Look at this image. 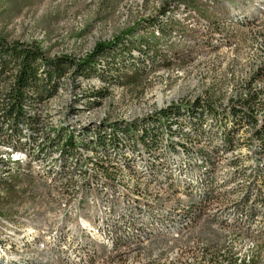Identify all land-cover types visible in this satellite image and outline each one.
<instances>
[{
    "label": "rangeland",
    "instance_id": "rangeland-1",
    "mask_svg": "<svg viewBox=\"0 0 264 264\" xmlns=\"http://www.w3.org/2000/svg\"><path fill=\"white\" fill-rule=\"evenodd\" d=\"M168 2L173 8L167 15L177 24L155 33L148 55L116 57L111 51L88 78L64 80L57 94L33 111L45 128L62 117L80 128L132 122L170 104L198 100L224 110L249 89L261 96L264 108V72L258 73L264 61V0H0V38L38 45L50 58L64 54L80 59L96 42L110 41L127 29L126 41L151 37L153 21L166 12ZM128 49L138 54L136 48ZM133 65L139 70L134 72ZM91 88L103 96L86 110L80 101ZM70 105L75 114H68ZM0 155L9 156L1 141ZM226 155L238 156L241 166L252 164L246 160L253 155L249 146ZM228 158L217 159L212 176L221 185L191 225L124 248L129 256L117 260L114 255V264H238L247 258L246 264H264V231L243 226L245 220L235 221L228 212L238 197L236 181L222 185L233 171ZM18 164L25 172L0 186V264H63L46 260L51 235L92 220L108 204L143 199L181 208L191 202L189 196L122 168L110 177L100 174L97 182L92 172L86 179L75 175L52 181L28 156ZM200 171L190 173V180L195 182ZM109 260L103 264H113Z\"/></svg>",
    "mask_w": 264,
    "mask_h": 264
},
{
    "label": "trees",
    "instance_id": "trees-1",
    "mask_svg": "<svg viewBox=\"0 0 264 264\" xmlns=\"http://www.w3.org/2000/svg\"><path fill=\"white\" fill-rule=\"evenodd\" d=\"M171 4L168 2L166 12L155 17L156 29L151 31V37L144 41H126L127 35L131 34L127 29L110 41L96 42L93 49L80 59L64 54L50 58L38 45L18 41L9 43L0 38L2 144L13 152L26 153L32 163H39L48 180L58 181L75 175L86 179L88 172H92L96 173L92 181L97 182L95 178L101 179L100 174L110 177L112 172L122 168L169 192L190 197L187 208L176 216L164 207L152 205L148 206V219L141 224L137 223L138 216L129 213L126 216L129 219H123V223L118 220L120 224L108 226L110 232L107 230L104 235L108 239L113 237L114 248L125 245L127 234L136 235L134 226L140 230L154 225L164 226L175 220L192 224L200 215L201 205L212 201L213 191L221 185L216 184L212 176L217 159L222 155L228 158L227 153L242 146H249L253 151V155L246 156L252 164L248 162L241 166L243 162L238 156L228 158L233 171L222 185L236 181L238 188V197L228 212L235 221L245 220L243 226L253 225L264 231V108L261 96L252 89L224 110L198 100L193 104H170L141 120L94 127L80 128L62 117L50 128H45L33 112L57 94L64 80H74L76 76L88 78L94 74L105 53L108 55L114 51L116 57L127 53L130 58H145L149 43L156 39L155 33H163L167 27L177 24L173 15H167L173 8L169 6ZM127 46L136 48L138 54L132 55ZM132 70L136 72L139 68L133 65ZM259 72H264V61ZM101 96L102 93L91 88L83 92V101L80 102L89 110L99 104ZM68 110V114L76 113L71 105ZM176 157L178 161L173 159ZM196 169L201 171L194 182L190 180V173ZM24 172L18 163L10 159L0 160V186L12 175ZM179 172L178 176L173 174ZM248 262L249 258L239 260L238 264Z\"/></svg>",
    "mask_w": 264,
    "mask_h": 264
},
{
    "label": "bare ground",
    "instance_id": "bare-ground-1",
    "mask_svg": "<svg viewBox=\"0 0 264 264\" xmlns=\"http://www.w3.org/2000/svg\"><path fill=\"white\" fill-rule=\"evenodd\" d=\"M160 99L161 98L159 96L158 100ZM4 146L7 148V154L9 156L7 159H4V157L0 155V160L6 161L10 159L15 163H20L22 159L26 160V153L19 151L13 152L7 147V145ZM160 188L163 189L162 187ZM152 205L164 207L170 211V213L174 212V216L187 208V204L181 208L178 206L166 207L162 204H158L153 201L148 202L143 199H130L128 201H123L117 207H111L112 205L108 204L102 214L96 213L92 220L82 221L80 226H75L72 229L63 228V230L59 231L54 236L51 235L50 241H47V243H49H46V249L50 252V255L46 256V260H58L63 264H103L110 258H113L108 262H113L114 264V261H116L114 259V255H117L115 257L117 260L129 256V254L126 253L122 256V250L120 248H123L124 246L126 248L136 245L155 236L156 234L161 235L163 233L180 230L191 225L188 224L187 221L178 222L175 220L173 223H168L164 226L154 225L140 230H137L138 227L134 226L136 229L134 230V233L136 235L130 236L131 233H126L128 235V239H125V245H118L116 248L113 247V237H111V239L105 238V231L108 230L107 232H110L107 227H110L113 224H120L118 220L123 223V219H129V217H126L129 213L134 214V216H138L137 223L139 224L147 220L148 206ZM159 213H156V217H159ZM114 238H116V236H114ZM129 238H135V240L131 241Z\"/></svg>",
    "mask_w": 264,
    "mask_h": 264
},
{
    "label": "built area",
    "instance_id": "built-area-1",
    "mask_svg": "<svg viewBox=\"0 0 264 264\" xmlns=\"http://www.w3.org/2000/svg\"><path fill=\"white\" fill-rule=\"evenodd\" d=\"M124 248H125V246H124L123 248H120V249L122 250V256H124V255H125Z\"/></svg>",
    "mask_w": 264,
    "mask_h": 264
}]
</instances>
